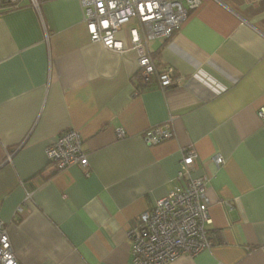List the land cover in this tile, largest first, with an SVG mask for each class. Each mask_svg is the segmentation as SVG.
<instances>
[{"label":"crops","instance_id":"1","mask_svg":"<svg viewBox=\"0 0 264 264\" xmlns=\"http://www.w3.org/2000/svg\"><path fill=\"white\" fill-rule=\"evenodd\" d=\"M146 45L174 85L141 88L136 52L92 41L79 0L0 1V219L19 264H131L126 231L175 182L186 147L191 176L209 179L212 244L167 264H264V0H201ZM166 122L172 137L146 144ZM67 129L87 176L46 157Z\"/></svg>","mask_w":264,"mask_h":264},{"label":"built area","instance_id":"2","mask_svg":"<svg viewBox=\"0 0 264 264\" xmlns=\"http://www.w3.org/2000/svg\"><path fill=\"white\" fill-rule=\"evenodd\" d=\"M3 7L13 9L19 0H0ZM201 0H79L83 19L92 41L105 47L137 54V74L149 81L155 79L160 89L174 85L178 78L172 66L159 68L147 49V41L155 38L170 39L185 20L188 11ZM33 4L36 0H31ZM122 33L123 37L118 34ZM258 114L264 115L261 109ZM116 137L125 136L122 128ZM169 122L145 130L141 137L148 145L172 137ZM45 154L56 169L71 164L82 167L88 175L90 165L82 147V137L76 129L61 132L45 147ZM197 159L192 147H186L178 162L175 182L167 193L155 200L153 206L142 212L136 224L126 231L131 264H167L182 254L195 255L212 244L206 225L210 222L208 208L212 202L209 179L193 177L190 170ZM216 165L223 161L214 154ZM180 180H184L180 184ZM0 264H19L5 224L0 219Z\"/></svg>","mask_w":264,"mask_h":264},{"label":"trees","instance_id":"3","mask_svg":"<svg viewBox=\"0 0 264 264\" xmlns=\"http://www.w3.org/2000/svg\"><path fill=\"white\" fill-rule=\"evenodd\" d=\"M157 67L159 66V65H156ZM139 79H138V82L139 81H141L142 83L140 84V87L142 88V87H144L145 85H146V83H147V81L146 80H144V79H142L141 77H138Z\"/></svg>","mask_w":264,"mask_h":264}]
</instances>
